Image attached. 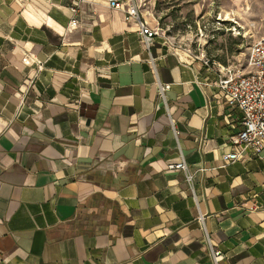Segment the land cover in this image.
<instances>
[{
	"label": "crops",
	"instance_id": "0c3cea01",
	"mask_svg": "<svg viewBox=\"0 0 264 264\" xmlns=\"http://www.w3.org/2000/svg\"><path fill=\"white\" fill-rule=\"evenodd\" d=\"M108 2L70 30L72 0H0V264H215L206 231L220 264H264V149L224 158V65L148 48Z\"/></svg>",
	"mask_w": 264,
	"mask_h": 264
},
{
	"label": "rangeland",
	"instance_id": "374dc122",
	"mask_svg": "<svg viewBox=\"0 0 264 264\" xmlns=\"http://www.w3.org/2000/svg\"><path fill=\"white\" fill-rule=\"evenodd\" d=\"M172 49L245 69L248 47L264 32V0H137Z\"/></svg>",
	"mask_w": 264,
	"mask_h": 264
},
{
	"label": "built area",
	"instance_id": "2783aa9c",
	"mask_svg": "<svg viewBox=\"0 0 264 264\" xmlns=\"http://www.w3.org/2000/svg\"><path fill=\"white\" fill-rule=\"evenodd\" d=\"M88 0H72L70 6L72 18L69 29L79 24L80 10ZM108 5L112 8L125 12L128 21L136 20L140 26V33L147 47L150 48L152 40L160 34V28L144 17L137 0H109ZM205 63H210L209 59H204ZM23 60L27 62L29 55H25ZM40 66L42 63L39 62ZM222 75L218 85L225 91L226 102L230 106L238 107L243 111L242 127L238 133L232 137L234 149L226 153V160H237L239 158L259 154L264 149V32L254 39L248 47V55L245 69H238L232 66H222ZM159 95L165 104L167 102V90L170 83L157 81ZM172 126L176 131L174 119ZM179 157L168 162L167 167L171 170L182 171L185 182L191 194L197 199L196 174L202 168H194L189 163L182 146L177 138ZM204 223V218L201 216ZM206 240L209 244L211 256L215 264H220L223 251L217 248L208 232Z\"/></svg>",
	"mask_w": 264,
	"mask_h": 264
}]
</instances>
